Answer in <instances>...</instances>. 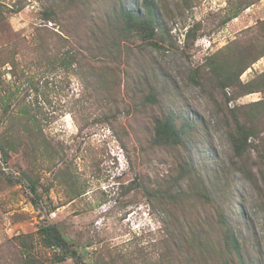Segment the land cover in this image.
<instances>
[{
  "label": "rangeland",
  "instance_id": "1",
  "mask_svg": "<svg viewBox=\"0 0 264 264\" xmlns=\"http://www.w3.org/2000/svg\"><path fill=\"white\" fill-rule=\"evenodd\" d=\"M112 1L95 0V9L110 11ZM121 1L131 10L142 3ZM252 1L225 23L242 0H195L182 16L178 0H167L159 8V47L128 37L119 55H104L87 53L82 33L64 36L63 25L45 20L57 0H0V49L9 62L0 67V264L17 260V236H36L49 224L78 252L58 264H168L169 217L159 189L178 209L176 240L198 230L211 247L221 245L217 224L226 221L241 264H264V167L257 158L238 164L229 137L231 110L264 100V91L241 95L242 85L264 73V57L241 75L229 100L207 66L227 46H260L264 0ZM198 23L196 38H186ZM64 49L77 55L69 69L58 64ZM195 69L201 85L192 80ZM151 93L157 102L147 100ZM170 115L188 124L185 146H153L154 120ZM30 117L38 131L27 125ZM6 132L46 141L49 151L27 143L9 149ZM179 245H172V264H180ZM36 254L49 260L53 252L38 244Z\"/></svg>",
  "mask_w": 264,
  "mask_h": 264
},
{
  "label": "trees",
  "instance_id": "2",
  "mask_svg": "<svg viewBox=\"0 0 264 264\" xmlns=\"http://www.w3.org/2000/svg\"><path fill=\"white\" fill-rule=\"evenodd\" d=\"M55 4L50 5L45 11V20L63 25L61 33L71 35L72 29L76 33H82L80 39L83 42L85 50L89 54L102 53L104 55H119L121 52L122 41L128 37L133 39L138 37L143 42H147L154 47H159L156 41L158 33L160 16V3L167 6V0H142L138 10L128 9L120 0L112 1L110 11L97 12L95 9V0H57ZM183 1V2H181ZM195 0H178L177 5L180 6L179 15L182 16L185 9H193ZM183 3L184 6L183 7ZM252 0H242L239 8L232 7L228 10L229 15L225 23L237 18L244 10L253 5ZM0 11V17H2ZM68 15L74 22L69 25L61 24L59 16ZM75 16V17H74ZM74 17V18H73ZM1 22V19H0ZM258 28L264 32V21L260 22ZM201 24L198 23L193 29L186 33V38H196V33L200 29ZM122 36V37H121ZM121 37V38H119ZM68 39L65 38L64 41ZM251 43L246 47H237L236 43L227 46L216 52L207 59V66L212 79L215 80L218 88L228 99L230 94L228 91L238 87L241 75L247 71L258 60L264 57V35L258 43ZM259 52L253 56L254 52ZM61 61L58 64L71 68L77 62V55L70 49H64ZM8 60L3 58L2 49H0V67L8 64ZM95 69L91 72L93 74ZM201 71L195 69L192 80L195 84L201 85L197 81V77L201 76ZM148 86H152L151 82L146 79ZM243 92L241 95H249L264 91V73L254 81L242 85ZM148 101L157 102L156 97L151 93ZM229 100V99H228ZM247 111L242 109L231 110V120L233 127L229 133V137L233 146L234 160L240 162L249 161L254 158L259 160V164L264 167V100L254 102L245 106ZM178 121L177 118L166 116L155 119L153 122V135L151 142L153 146L160 147H184V134L188 131V124ZM27 125H31L38 129L35 117H30ZM28 127V126H27ZM38 131V130H37ZM20 133V132H17ZM15 133V134H17ZM9 149L17 150L16 146L26 147V143L30 144L31 149L36 152L38 150L49 151V145L46 141L34 142L32 136L23 134L14 137L12 133L6 132ZM18 141V142H17ZM19 143V145H17ZM0 151L6 154L4 143L0 140ZM187 164L191 166L190 161ZM24 173V172H22ZM24 180L30 185V191L37 197L38 187L36 182L29 180L26 173L23 174ZM158 196L162 199L164 213L169 217L166 227L170 238H167V255L168 264H172L174 258V249L172 245L180 244L177 248L183 251L179 258L180 264H241L239 255V243L235 233L229 229L226 221H220L217 227L224 233V241L221 245L211 247L206 240L204 242L203 232L194 231L195 234L185 240H176L175 236L181 235L177 223L176 215L178 209L174 205L172 199L168 196L169 192H163L159 189ZM198 239L200 246L197 251L192 247ZM14 248L17 250V260L11 264H58L65 262L67 259H77L78 252L65 239L59 228L55 224L43 225L39 228L36 236L33 234H24L15 238ZM38 244L42 248L51 250L53 255L46 260L39 258L36 254ZM204 248V249H203ZM185 249L186 251H184Z\"/></svg>",
  "mask_w": 264,
  "mask_h": 264
}]
</instances>
